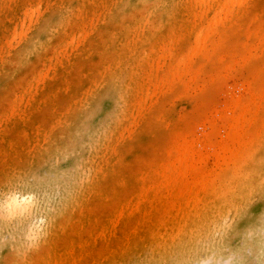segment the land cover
<instances>
[{"label": "rangeland", "instance_id": "rangeland-1", "mask_svg": "<svg viewBox=\"0 0 264 264\" xmlns=\"http://www.w3.org/2000/svg\"><path fill=\"white\" fill-rule=\"evenodd\" d=\"M102 1L106 4L98 14L88 13L91 22L78 27L84 40L79 45L82 54L69 71L72 83L65 85L63 73L60 79L45 78V85H37L48 70L51 75L54 73L68 53L78 51L77 43L71 44V39L60 31L55 34L53 45L30 56H24L20 46H16L19 52L14 54L12 64L0 69V127L12 110V101L18 102L17 110L29 113L33 125L47 126L46 139L36 137L15 149L6 147L7 143L0 137V264H61L58 263L60 256L68 252L71 243L82 240L116 207L111 193L113 187H120L119 196L123 197L133 188L131 181L135 176L151 169L146 160H153L163 152L149 150L154 140L167 139V135L156 133L160 128L146 127L140 134L134 130L133 137L128 134L129 101L141 99L153 87L151 82L139 84L155 71L164 46H178L184 52L191 45L193 38L186 32L195 19L192 9L200 8L198 0ZM42 4V15L35 28V35L41 41L47 28L61 24L67 10L68 17L76 10L77 1L70 0L67 7L57 6L51 11L47 0H42ZM16 10L15 0H0V35L4 13L14 14ZM20 16L23 20L24 15ZM240 20L242 23L226 29L227 38L220 54L229 60L238 49L250 43L248 31L264 27V0H253ZM60 48L64 49L62 56ZM2 51L7 55L9 45H2ZM215 64L212 60L204 69L206 77ZM255 64L246 60L244 67L238 66L233 74L220 78L216 88L209 85L199 103L194 104V91L161 97L166 104L164 119L172 122L179 118L192 128L197 149L205 153L206 168L215 173L221 167L216 163L214 151L224 140L226 123L220 112L231 97L247 93L243 84L247 78L246 84L254 82L248 76H253ZM105 66L108 67L106 78L100 84L78 85L82 72ZM88 94L90 101L73 103L75 98L83 99ZM28 97L49 99V103L31 106L26 102ZM59 118L61 121L56 123ZM211 127L217 130L209 134L206 130ZM36 131L42 129L38 127ZM134 145L139 146L136 152ZM259 148L264 150V143ZM256 158L252 155L247 166L233 174L225 169L221 175L223 188H231V183H246L251 177L253 182L260 172L257 174ZM124 178L127 182L119 184ZM261 181L240 192L249 196L238 214L230 211L225 220L223 217V223V220L212 223L210 228L197 231L196 244H193L196 248L185 246L187 258L196 255L194 264H202L207 244L212 251L221 246V253L231 256L228 264H264V251L260 252L251 242L258 232L264 235V181ZM11 192L32 197L15 208L6 203ZM199 214L189 211L183 230H160L156 234L148 230L133 239L118 241L112 247H99L96 263L104 260L103 264H176L180 254L170 244L192 229ZM164 237L167 243L162 242ZM185 242L183 239L178 244ZM237 246L245 248L235 252ZM212 251L209 258L214 260L217 255ZM66 264L73 262L70 259Z\"/></svg>", "mask_w": 264, "mask_h": 264}, {"label": "bare ground", "instance_id": "bare-ground-1", "mask_svg": "<svg viewBox=\"0 0 264 264\" xmlns=\"http://www.w3.org/2000/svg\"><path fill=\"white\" fill-rule=\"evenodd\" d=\"M76 1V10L69 17L70 11L67 10L61 18V24L47 28V33L41 41L35 35V28L38 18L42 15V0H15L17 2L16 12L14 14L4 13L5 21L1 24L0 69L5 65L7 68L8 64H12L14 54L19 51L24 56H30L39 49L50 47L51 44L53 45L55 34L60 31L65 34L66 38L71 39V44L77 43L78 51L72 55L68 53L61 59L57 66L58 69L55 68L52 75L48 70V73L42 77L41 83L37 85H45V78L60 79L59 77L63 73L65 85L72 83L69 71L76 66L77 58L82 54L79 45L84 40L82 39L83 33L78 27L91 22L88 17L89 12H93L94 15L98 14L106 4L102 0ZM252 1L198 0L200 8L192 9L195 19L191 29L187 31L188 33L186 32L193 38L188 49L182 52L178 46L171 47L170 45L161 49L155 71L148 74L139 84L146 85L151 82L153 87L148 88L141 99L129 101L130 108L127 113L131 122L127 126V132L133 137L134 130L140 134L146 127H153L155 130L160 128L156 133L158 135L162 133V136L167 135L168 137L163 142L158 139L151 142L149 150L163 152L158 153L153 160H146L151 169L145 173H138L131 181L133 188L126 191L123 197L119 196L120 187H113L111 193L112 199L117 204L116 207L111 213H107L105 218L99 221L88 234L84 235L82 240L71 243L68 252L60 256L58 263L66 264L71 259L73 264H88L89 262L98 264L95 255H97L99 247H112L118 241L133 239V236H138L148 230L152 234H156L160 230H183L189 211H193L194 213L200 212V214L195 218L192 229L188 230L180 239L173 240L170 246L175 245L174 250L178 251L176 254H180L176 264H194L198 256L187 258L188 255H185L184 251L188 249L185 246L196 244L197 231L210 228L212 223H221L223 217L225 220L230 211L238 214L242 210L244 200L249 196L240 194V192L249 190L261 180L264 181V150L260 148L257 150L258 146L264 143V64H261L264 59V27L261 30L247 32L250 43L232 54L233 59L229 60L225 55L220 54L227 38L226 29L231 25L242 23L240 18L247 13ZM68 2L70 0H47V8L51 11L57 6L67 7ZM20 15H24L23 20L20 19ZM14 27L17 28L14 29ZM4 44L9 45L7 55L2 51ZM16 46H20L19 51ZM59 51L62 56L64 49L60 48ZM74 57L76 58L74 59ZM6 60L8 62L4 63ZM212 60H215L217 64L213 66L206 77L204 69ZM246 60L256 63L255 69L251 72L253 76H248L252 77L254 82L246 84L248 78L246 80L245 76L246 88L245 84L243 85L247 93L231 97L220 112L221 118L226 123L224 140L216 146L217 149L214 151L216 163L221 167V171L215 173L206 168L205 153L197 149L198 141L196 137H193L190 130L192 128L189 129L188 125L179 118L172 122L164 119L166 104L161 97L167 98L168 95L174 94L186 95V93L194 91V104L199 103L202 92L209 85L212 87L215 85L216 88L220 78L226 74H233L246 63ZM107 69L108 67L105 66L96 70L92 69L89 73L82 72L80 74L82 79L78 85L83 83L84 85L100 84L106 78ZM137 90L140 91L141 87H138ZM90 97L91 95L88 94L83 99L75 98L73 103L80 105L82 101H90ZM30 98L28 97L26 102L31 106L36 104L45 106L49 103V99ZM17 104V101L11 102L12 110L2 120L6 123L0 127L1 141L7 143L6 147L10 146L15 149L25 144L27 140L36 137L42 141L46 139L47 126L45 124L33 125L34 120L31 119L29 113L26 110H17ZM60 119H57L56 123L61 121ZM38 127L42 131L37 132ZM209 129L206 130L209 134L217 130L212 127L211 130ZM13 136L22 140H13ZM137 149L139 146L134 145V152ZM252 155L257 157L256 162L259 166L257 174L258 170L260 171L258 176L255 174L256 179L254 178V181L250 182L251 177L246 183H231L229 184L231 188L227 187L225 190L223 188L225 183L221 178L222 172L228 169L233 174L237 169L245 168ZM124 182H127L126 178L119 181V184ZM31 197V194L18 195L11 192L6 197V203L11 207L18 208ZM84 230L82 228V231ZM183 239L186 242L179 245ZM162 242H166L165 237ZM251 242L257 245L256 248L260 252L264 251L263 234L258 232ZM206 246L207 255L201 261L202 264L229 263L231 256L222 254L221 246L213 251L207 244ZM183 247L185 249H182ZM192 247L196 248V245ZM242 248L245 247L237 246L235 252L241 251ZM210 251L216 253V259L209 258ZM103 261L100 264H103Z\"/></svg>", "mask_w": 264, "mask_h": 264}]
</instances>
